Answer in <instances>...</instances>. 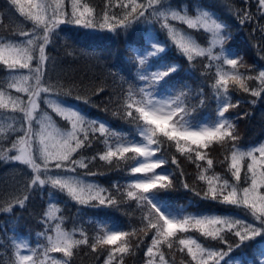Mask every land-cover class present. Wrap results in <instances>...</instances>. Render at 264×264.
Wrapping results in <instances>:
<instances>
[{"label":"snow or ice","instance_id":"6c2138e0","mask_svg":"<svg viewBox=\"0 0 264 264\" xmlns=\"http://www.w3.org/2000/svg\"><path fill=\"white\" fill-rule=\"evenodd\" d=\"M111 4L112 0H107L105 9L97 15L93 7L86 4L81 6L80 0H71L70 11L65 9L64 0H9L10 8L18 13L19 17H23L24 21L30 22L31 27L17 33L25 37L24 40L0 38V65L6 67L10 78L7 88L14 89L17 93H24L28 99L25 101L0 90V109L22 113L19 117L21 121L19 126L15 123L17 117H6V120L11 119L13 122L8 123L6 127L0 126V134L5 139H10L11 134L16 132L21 133L15 139H11L8 148V151H14L15 154L8 156L5 153L0 156V159L18 162L31 170L33 175L28 182L27 192H30L32 188L42 190L45 185H49L52 189L66 193L77 204L93 208L114 206L126 200L136 201L137 206H147V211L142 218L143 226L130 230H112L109 226H104L102 234H97L93 242L89 244V239L83 230L80 233L81 238L76 239L74 233L63 230L60 223H57L50 226L54 235L45 234L47 243L42 247L41 257L37 256L36 250L30 251L29 254H21L20 249L28 248V245L15 243L17 249L15 259L9 264H70L74 255L73 249L83 244H89L93 252L98 247L104 249L105 246H114L107 253L101 252L102 255L107 256L105 264H112L118 253L121 254L118 264H123V255L130 251L128 238L135 236L137 231L147 232V230H155L151 246L146 251V256L150 258L147 264H154L153 249L159 250L160 245L173 249L174 244L178 247L182 246L181 251L187 249V254L196 264H209V261H215V264H221L222 261L224 264H233L232 259L225 261V257H228L236 248L243 247L245 241L264 236V191H261L264 189V144L245 151L235 143L239 136L232 122L233 118L226 116V113L230 108L237 107L239 101L233 103L228 86L236 85L244 92L250 91L253 97H259L264 92V70H260L255 76L237 71L242 58L231 52L227 54L224 52V44L229 39V34L225 31L227 26L208 11L199 12L192 17L173 10L165 3V0H128L127 3L120 5L122 12L117 14L110 11ZM261 9H264V0H258L257 11L260 12ZM261 15H264V12H261ZM152 19L158 21L162 29L167 30L171 42L179 53L186 57L190 65L197 57H208L205 67H211L212 61H221L231 66L233 71L224 72L219 64L217 65L216 79L211 84L213 90L211 97H206L201 87L194 94L195 102H189V92L185 90L187 88L185 85L184 88L170 94L168 98H156L154 94L170 84L167 78L178 72L180 65L166 63L162 56L152 60L150 64L149 58L158 57L166 50L164 43L152 42L148 50L134 57L140 69L136 79L145 82L146 86L134 89L133 85L129 84L125 95L113 98V102H116L121 109L122 118H130V122L136 125L141 141L132 139L125 142L114 131L110 132L103 122L86 120L79 111L68 106H61L59 103H52L47 98L45 102L68 121L70 127L53 128L50 119L46 120L36 115L41 93L52 95L56 91V86L44 79V72L49 61L46 48L52 43L53 33L59 25L73 23L84 28H106L108 31L115 32L118 28L126 31L137 21L148 22ZM237 19L243 24L251 22L254 16L247 10H242ZM170 20L184 23L192 29L203 28L211 33V46L201 47L190 36L172 25ZM217 46L221 49L220 54L214 52ZM20 70H27V72ZM253 79L259 81V87L254 86L249 89L245 81ZM102 91H104L103 88L96 90L97 94ZM76 98L84 99L80 96ZM206 99L216 101V118L211 125L193 127L187 117L204 106ZM84 102L89 101L84 99ZM33 121L39 124V129L33 128ZM96 133L105 137L101 143L105 145L106 150L98 154L99 160L112 164L115 159L116 167L120 166V161H138L128 169L131 175L136 176V179L128 181L125 185L114 184L115 192H109L94 183L86 184L76 177L65 175V173L75 172L77 167H88L83 155L76 159H73V156L81 148H90L98 138ZM110 137H116L115 145L109 144ZM160 137L171 141L170 146L175 147L176 151L186 158L194 162H206V166H203V171L199 175L201 180L205 179L204 172L213 165V160L206 155L205 150L214 143L226 146L225 160L228 161V171L235 183H230L229 179H222L213 174L207 179L208 188L203 197L246 208L259 225L229 217L191 215L177 217L167 214L157 200L156 190L170 188L172 185L170 176L173 174L166 169L162 172L156 171L168 163L166 158L161 156L155 160L151 159L165 143ZM152 145L156 147L153 148ZM256 153H259V156ZM141 157L144 159L139 160L138 158ZM246 159L250 163L245 167L243 162ZM171 162L179 168L175 157ZM197 167L202 166L197 164ZM242 171L247 183L244 187L240 186ZM181 175H183L182 172ZM184 187L187 188L188 185L184 184ZM27 192L22 198L16 199L15 206L21 208L25 206V202L29 199ZM196 194L200 195L199 192ZM13 206L9 204L3 208V211L11 212ZM57 211L55 205H51L45 216L62 222L63 217H57ZM193 230L200 232L204 237L227 245V248L212 249L205 247L197 239L177 236V233ZM226 233H231L239 239L230 242ZM49 253H62L65 259L49 256ZM157 254L160 256L161 264H167L163 253L158 251ZM237 264H264V244L253 249L251 258L242 255L237 260Z\"/></svg>","mask_w":264,"mask_h":264},{"label":"trees","instance_id":"16d2710c","mask_svg":"<svg viewBox=\"0 0 264 264\" xmlns=\"http://www.w3.org/2000/svg\"><path fill=\"white\" fill-rule=\"evenodd\" d=\"M106 2L107 0H80V5L86 4L93 7L95 14L99 15L105 9ZM127 2L128 0H112L109 9L111 12L121 14L120 5ZM165 3L173 10L192 17L202 11L213 14L214 18H218L227 26L225 31L229 34V39L224 44V52L226 54L231 52L242 58L237 71L255 76L260 70H264V31H262L264 30V15H261L264 9L257 11L258 0H247V4L245 0H165ZM64 5L65 9L70 11L71 0H64ZM242 10L252 13L254 19L241 24L237 16ZM169 22L190 36L201 47L211 46V33L203 28L192 29L179 21L170 20ZM30 27V22L24 21L23 17H19V14L10 8L9 0H0V38L24 40L26 38L17 33L21 30H28ZM152 42L164 43L166 50L158 57L149 58L150 64L152 60L162 56L165 58L164 62L180 65V70L167 78L170 84L159 89L157 94H174L186 85L185 90L189 92L188 100L194 103V94L201 87L206 97L213 95L211 84L216 79L218 64L224 72L233 71L231 66L221 61H212L211 67H205L208 57H197L190 65L186 57L181 55L171 42L167 30L162 29L155 19L148 22L137 21L126 31L118 28L115 32L108 31L106 28H84L73 23H65L56 28L52 43L46 48L49 61L45 67L44 79L55 85L56 91L52 95L41 93L36 115L46 120L50 119L53 128L67 129L70 127L69 122L45 102L47 98L52 103H59L61 106H68L79 111L86 120L103 122L110 132L134 136L138 133L136 125L130 122V118H122L121 109L116 102H113V98L125 95L129 84H132L134 89L146 86L145 82L136 79L140 69L134 57L148 50ZM214 52L220 54L219 46L214 48ZM20 71L27 72V70ZM9 79L6 67L0 65V90L27 101L28 97L24 93H17L14 89L7 88ZM202 82L205 83L202 84ZM245 83L249 89L254 86L259 87V81L255 79L246 80ZM228 87L233 103L239 101L237 107L230 108L226 113V116L233 118L232 122L239 136L235 143L245 151L264 144V92L259 97H253L250 91L244 92L236 85L229 84ZM99 88H103L104 91L97 94L96 90ZM77 96L89 102L85 103L84 99H77ZM216 107L214 99H206L204 106L194 111L187 119L191 125L204 122L212 124L216 118ZM20 116L22 113L0 109V126L6 127L8 123L13 122L11 119L6 120V117H17L15 123L19 126ZM33 128L39 129L36 121H33ZM19 135L21 133L16 132L11 134L10 139H5L0 134V156L5 153L8 156L15 154L14 151H8V148L11 139ZM95 135L98 138L90 148H81L73 156V159H76L83 155L88 167H77L75 172L65 173V175L76 177L86 184L94 183L109 192H115L114 184L125 185L128 181L136 179V176L131 175L128 169L138 161H120V166L116 167L115 159L112 164L99 160L98 154L106 150L105 145L101 143L105 137L99 136V133ZM160 139L165 143L160 146V150L155 155L156 158L163 156L168 163L156 171L162 172L166 169L173 175L170 176L172 180L170 188L156 190L159 202L169 204L175 210L177 217L184 215L219 216L259 225V222L254 220L246 208L203 197L208 188L207 179L213 174L222 179H229L230 183H235L228 171V161L225 160L226 146L214 143L205 150L206 155L213 160V165L207 172H204L205 179L201 180L199 175L203 171V166H206V162H194L177 152L175 147H171V141H167L164 137ZM110 140L113 141L111 137L109 144H112ZM152 146L156 147V145ZM256 155L259 156V153ZM94 156L96 159H91ZM173 157L179 164V168L171 162ZM138 159L141 160V158ZM243 163L246 167L250 161L246 159ZM197 164L202 167L198 168ZM32 175L26 165L0 159V264H9L15 259L17 250L15 243L18 239L28 243L31 250H36L37 256L41 257L42 247L47 243L45 234L54 235L50 226L57 223H60L63 230L74 233L76 239L81 238L80 233L83 230L89 239V244L93 242L97 234H102L104 226L114 227L116 230H130L143 226L142 218L147 211V206H137L136 201L126 200L114 206L93 208L77 204L66 193L52 189L49 185H45L42 190L32 188L30 192H27V185ZM184 184L188 187L185 188ZM240 186H247L243 171ZM26 192L29 199L25 202V206L23 208L15 206L16 199L22 198ZM197 192L200 195H197ZM9 204L14 205L11 212L3 211V208ZM51 205H55L58 209L56 216L63 217L62 222L45 216ZM154 231H137L135 236L128 238L130 251L123 255V264H147L150 258L146 256V251L151 246ZM226 235L230 242L239 239L231 233H226ZM177 236L197 239L205 247L212 249L227 248V245L204 237L194 230L177 233ZM89 244L73 249L74 255L70 264H105L107 256L102 255L101 252L107 253L114 246H105L104 249L98 247L93 252ZM260 244H264V236L245 241L243 247L232 251L228 257H225V261L232 259L233 264H237V260L242 255L251 258L253 249ZM180 248L182 246L178 247L174 244L173 249H168L166 245H160L159 250L153 249L154 264H161L158 251L163 253L167 264H196L187 254V249L181 251ZM49 256L65 259L62 253H49ZM120 259L121 254L118 253L112 264H118ZM209 264H215V261H209ZM221 264L224 262L222 261Z\"/></svg>","mask_w":264,"mask_h":264},{"label":"rangeland","instance_id":"374dc122","mask_svg":"<svg viewBox=\"0 0 264 264\" xmlns=\"http://www.w3.org/2000/svg\"><path fill=\"white\" fill-rule=\"evenodd\" d=\"M168 96L169 95H166V94H162V93H159V94H157L156 95V98H160V99H164V98H168ZM204 124H208V125H211V124H209L208 122H204V123H202V124H197V125H192L193 127H200V126H202V125H204ZM119 137H121V140H123V141H127V140H132V139H135V140H137V141H141L142 140V138L140 137V138H138V137H134V138H132L131 136H129V135H123V134H120V133H116ZM135 135H138V133L137 134H135ZM111 139L113 140V141H111L110 140V142L112 143V144H114L117 140H116V137H111ZM115 145V144H114ZM153 147V146H152ZM144 158L142 157L141 158V160H143ZM151 159H153V160H155L156 159V155H154ZM157 172H161L160 170L159 171H157ZM160 206L167 212V214H169L170 216H175V213L165 204H163V203H160ZM112 230H116V228H113ZM17 243H26L25 241H23L22 239H18L17 240ZM27 245H28V243H26ZM30 251H32L31 250V248H30V246L28 245V248H24V249H20V252H21V254H29L30 253Z\"/></svg>","mask_w":264,"mask_h":264}]
</instances>
